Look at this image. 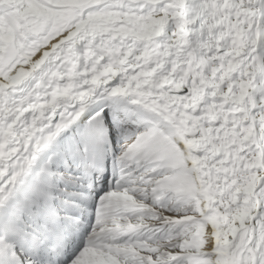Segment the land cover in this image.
Here are the masks:
<instances>
[{
  "label": "snow or ice",
  "instance_id": "6c2138e0",
  "mask_svg": "<svg viewBox=\"0 0 264 264\" xmlns=\"http://www.w3.org/2000/svg\"><path fill=\"white\" fill-rule=\"evenodd\" d=\"M0 264H264V0H0Z\"/></svg>",
  "mask_w": 264,
  "mask_h": 264
}]
</instances>
